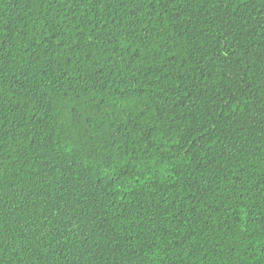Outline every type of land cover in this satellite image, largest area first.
Masks as SVG:
<instances>
[{"label":"trees","instance_id":"16d2710c","mask_svg":"<svg viewBox=\"0 0 264 264\" xmlns=\"http://www.w3.org/2000/svg\"><path fill=\"white\" fill-rule=\"evenodd\" d=\"M0 264H264V0H0Z\"/></svg>","mask_w":264,"mask_h":264}]
</instances>
